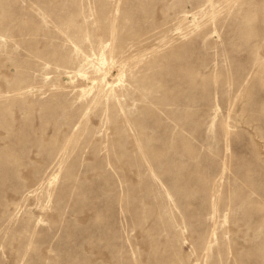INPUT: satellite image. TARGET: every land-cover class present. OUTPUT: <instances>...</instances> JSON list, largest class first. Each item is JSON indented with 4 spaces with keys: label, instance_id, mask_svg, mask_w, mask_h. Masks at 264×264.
<instances>
[{
    "label": "rangeland",
    "instance_id": "obj_1",
    "mask_svg": "<svg viewBox=\"0 0 264 264\" xmlns=\"http://www.w3.org/2000/svg\"><path fill=\"white\" fill-rule=\"evenodd\" d=\"M0 264H264V0H0Z\"/></svg>",
    "mask_w": 264,
    "mask_h": 264
}]
</instances>
